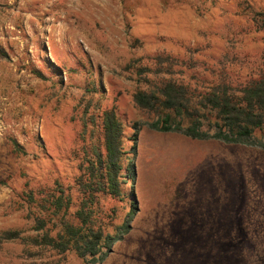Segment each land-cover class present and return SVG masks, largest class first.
I'll return each mask as SVG.
<instances>
[{
	"label": "rangeland",
	"instance_id": "rangeland-1",
	"mask_svg": "<svg viewBox=\"0 0 264 264\" xmlns=\"http://www.w3.org/2000/svg\"><path fill=\"white\" fill-rule=\"evenodd\" d=\"M262 18L264 0H0V234H34L21 196L74 182L106 109L125 125L138 206L102 261L0 235V264H264V148L151 129L130 65L264 59ZM116 203L117 224L130 208Z\"/></svg>",
	"mask_w": 264,
	"mask_h": 264
},
{
	"label": "trees",
	"instance_id": "trees-1",
	"mask_svg": "<svg viewBox=\"0 0 264 264\" xmlns=\"http://www.w3.org/2000/svg\"><path fill=\"white\" fill-rule=\"evenodd\" d=\"M0 57H8L4 48ZM130 65L133 101L148 116L144 123L151 129L264 148V59L199 63L160 56L154 67L138 58ZM178 67L186 71L178 72ZM33 72L45 79L39 69ZM101 118V128L93 130L95 139L87 146L73 183L65 186L57 181L53 188L29 189L21 196L22 208L31 212L34 234L7 230L0 234L2 239L21 238L34 256L75 253L83 259L91 256L96 263L130 232L138 206L137 200H125L130 196L125 187L135 179L131 162L125 166L131 158L124 146L125 125L115 109H106ZM128 139L135 148L136 140ZM8 140L13 153H26L17 138ZM116 202L130 208L117 224Z\"/></svg>",
	"mask_w": 264,
	"mask_h": 264
}]
</instances>
